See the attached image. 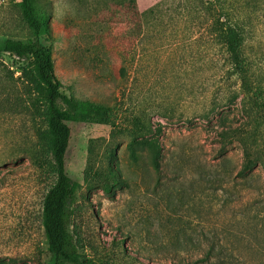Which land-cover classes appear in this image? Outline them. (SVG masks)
Masks as SVG:
<instances>
[{
    "label": "rangeland",
    "instance_id": "rangeland-1",
    "mask_svg": "<svg viewBox=\"0 0 264 264\" xmlns=\"http://www.w3.org/2000/svg\"><path fill=\"white\" fill-rule=\"evenodd\" d=\"M49 1V32L41 43L52 50L62 92L111 107L121 101L123 111L146 107L162 130L157 173L146 157L131 160L126 131L71 124L66 172L82 187L70 231L88 246L87 256L94 264H187L214 247L236 263L264 264V167L241 175V144L221 138L245 124L230 57L206 46L196 22L188 31L185 18L174 37V11L155 21L151 37L143 32L133 40L112 0ZM166 1L137 0V7L144 12ZM19 2L0 0V264H54L41 225L42 202L55 181L38 135L45 124L30 114L29 100L12 93L14 87L22 92L16 78L25 61L3 47L10 37L33 38ZM253 18L244 52L264 73V11ZM126 52L139 60L129 78L120 71ZM4 66L16 72L15 80ZM109 163L120 180L110 194L99 187Z\"/></svg>",
    "mask_w": 264,
    "mask_h": 264
},
{
    "label": "trees",
    "instance_id": "trees-1",
    "mask_svg": "<svg viewBox=\"0 0 264 264\" xmlns=\"http://www.w3.org/2000/svg\"><path fill=\"white\" fill-rule=\"evenodd\" d=\"M112 1L121 8L122 17H126L125 31L133 40L143 32L145 37H151V29L157 26L155 21L163 18L164 12L174 11L179 19L173 26L174 37L184 31L180 27L183 24L179 23L185 18L189 25L188 31L196 22L199 30L204 29L206 46L216 45L230 57L228 71L240 80L245 124L234 130L222 131L221 138L226 140L234 137L241 144L244 156L241 175L258 165L264 167V73L254 70V60L244 52L252 32L253 15L264 11V0H180L176 5L168 4L170 0H167V4L160 2L144 12L138 10L137 0ZM49 3V0H20L22 20L33 38L20 40L10 37L3 47L5 52L25 61L23 66L18 67L20 75L16 78L22 83V92L19 95L14 87L12 93L16 98L29 100L30 114L36 115L45 124L39 129L38 135L47 154L51 155L50 169L55 178L44 196L41 208L45 253L53 257L54 264H94L85 252L88 246L77 242L70 231L72 206L77 205V194L82 187L66 172L67 153L73 138L71 124L102 125L111 127L113 131H126L130 137L128 151L131 160L139 162L146 157L157 173L161 171L164 157L162 130L154 126L146 107L123 111L124 104L121 101L111 107L80 100L62 92L61 83L55 75L52 50L41 43V38L49 32ZM164 8L167 10L164 11ZM209 16L215 18L210 20ZM205 58L208 60L207 56ZM138 65V56L136 58L134 53L126 52L120 71L128 77V70L137 71ZM4 67L11 79L15 80L16 72ZM87 173L89 175L91 169L88 168ZM119 183L118 170L109 163L100 175L99 187L110 194ZM91 250L95 251L93 247ZM187 264L239 263L212 247L203 257Z\"/></svg>",
    "mask_w": 264,
    "mask_h": 264
}]
</instances>
